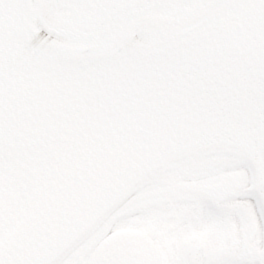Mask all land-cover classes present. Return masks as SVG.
<instances>
[{
  "label": "flooded vegetation",
  "instance_id": "flooded-vegetation-1",
  "mask_svg": "<svg viewBox=\"0 0 264 264\" xmlns=\"http://www.w3.org/2000/svg\"><path fill=\"white\" fill-rule=\"evenodd\" d=\"M217 184V183H216ZM210 187L201 185L199 190L213 200L216 208L233 206L231 223L228 214L209 215L199 203L184 200L168 202L165 209L173 213L168 218L159 213H151L140 221L121 223L117 239L119 241L116 259L121 264H259L263 258V244L254 238L250 240V229L256 227L251 211L237 210L236 204L227 202L219 193V185ZM179 218L176 213H179ZM233 222V221H232ZM126 229V232L124 230ZM121 232L123 234L119 235ZM189 243L187 259L178 256L175 244ZM254 253L249 254V250ZM224 252L229 256L227 262H221L207 254ZM84 255L74 258L72 264H88ZM100 264H107L102 261Z\"/></svg>",
  "mask_w": 264,
  "mask_h": 264
},
{
  "label": "bare ground",
  "instance_id": "bare-ground-1",
  "mask_svg": "<svg viewBox=\"0 0 264 264\" xmlns=\"http://www.w3.org/2000/svg\"><path fill=\"white\" fill-rule=\"evenodd\" d=\"M246 3H245V6L247 7V9H250L249 11H251V10H253L254 9V7H255V2H256V0H246L245 1ZM248 11V12H249ZM72 32H73V30H72ZM74 33V35H77L78 36V33L76 34V32L74 31L73 32ZM241 72H243L242 70H241ZM72 156H73V153H70L69 154V156L67 157V165H65L64 163H63V157L62 156H60V163H59V170H61V172L63 171V169H64V173L67 171V169H68V167L70 166V167H72V170H74V168H75V166H76V161L74 160V158H72ZM85 160H88V158H85ZM65 163H66V161H65ZM89 164V163H88ZM75 170H76V173H75V178H74V184L75 185H77V183H78V181L80 180V177H81V173H79V171H78V169L77 168H75ZM81 171H82V173H86V171L82 168L81 169ZM65 175V174H64ZM65 177L66 176H63V175H61L60 174V171H59V181L61 180H63V179H65ZM56 188H58V190H56ZM60 188H61V184H59L58 186L56 185L55 187H49V188H46L45 189V197H44V199H42L41 201H43L40 205H37V204H35L34 205V202H30V201H27L26 202V206H27V208L31 211H33L35 208H36V206H37V208L33 211V213L31 214V217L32 218H34V217H36L37 215H38V213H40L41 214V211H42V209H43V207H44V205L46 204V202H47V195H51L52 193L54 194V193H56V192H58L59 190H60ZM68 193V189H67V191H65V193H64V195H66ZM26 199H27V196H26ZM25 199L23 198V200H22V202L20 203V205L18 206V211H17V214L19 215V216H21V213H22V210H23V207H24V204H25ZM93 205V204H92ZM26 206L24 207V208H26ZM57 207H60V205H58ZM94 208H95V206H88L86 209H84V208H82L80 211H79V214H78V216L76 215V217H77V219L76 220H83V219H85L86 217H88V216H90L89 214L90 213H92L93 212V210H94ZM31 217L29 216V218L31 219ZM45 217H47V215L45 216ZM31 221H32V219H31Z\"/></svg>",
  "mask_w": 264,
  "mask_h": 264
},
{
  "label": "water",
  "instance_id": "water-1",
  "mask_svg": "<svg viewBox=\"0 0 264 264\" xmlns=\"http://www.w3.org/2000/svg\"><path fill=\"white\" fill-rule=\"evenodd\" d=\"M213 1L214 0H202L201 1L202 3H201V6H200V8H199V10L197 12V17H196V19H194V22L195 23L190 22L189 24H186V25L181 26L177 30L165 28V27H162L160 25L155 26V28L158 31L163 32V33L181 32V31L186 32V31L192 30L195 27H197L204 19L207 18L206 17L207 12H209V9H211V7L214 5V4L212 5V2ZM219 1L220 0H218L217 2H219ZM21 5L23 7V10L24 11L25 10L27 11V9H26L27 6H28L27 2L24 1V0H21ZM204 17H206V18H204ZM24 28H25V24H24ZM153 30H154V28H153ZM26 32H28V33L35 32V33H37L36 34L37 36H39L40 38H42L41 37L42 34L38 32L37 28L32 23H29V22L26 23ZM46 41L47 40H45V39H43V41H40V47H39L40 49H41V47H44V45H45L44 43ZM51 46H52V49H53L54 53H58L60 56H64L65 53H68V50H65V48L62 47V45L58 44L57 42L56 43L55 42L52 43ZM75 53H77V51L75 49H73L72 51L70 50L68 54L75 55ZM72 61H75V59H72ZM92 61L95 62V59L94 60H90V62H92ZM87 62H89V60Z\"/></svg>",
  "mask_w": 264,
  "mask_h": 264
},
{
  "label": "rangeland",
  "instance_id": "rangeland-1",
  "mask_svg": "<svg viewBox=\"0 0 264 264\" xmlns=\"http://www.w3.org/2000/svg\"><path fill=\"white\" fill-rule=\"evenodd\" d=\"M246 172H247L246 170L238 171V174L241 175V177H238V178H237V179H238V181H237L238 185L241 184L242 182H244L245 184H247V181H248L249 179H248V176H247V173H246ZM243 177H244V178H243ZM247 179H248V180H247ZM148 180H150L149 174H147V176L144 177V178L142 179V181H145V182H146V181L148 182ZM142 181H141V182H142ZM244 183H243V185H244ZM150 185H151L150 182H149V184H145V185H143V186L141 187V191H146V190H148V188H149ZM247 185H248V184H247ZM249 186H251L250 183H249ZM107 196H108V200H109L110 197H112L113 195L108 194ZM116 204H117V203H116L115 201H112V203H108V206H109L108 209L112 208V207L115 206Z\"/></svg>",
  "mask_w": 264,
  "mask_h": 264
}]
</instances>
